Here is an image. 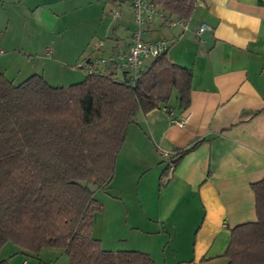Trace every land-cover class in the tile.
<instances>
[{
	"label": "crops",
	"instance_id": "1",
	"mask_svg": "<svg viewBox=\"0 0 264 264\" xmlns=\"http://www.w3.org/2000/svg\"><path fill=\"white\" fill-rule=\"evenodd\" d=\"M114 6L115 0H0V72L13 83L34 73L53 86L81 81L86 73L70 76L64 64L121 54L131 42V9L126 4L112 20ZM183 21L154 14L141 35L166 40L170 61L191 69L190 104L178 110L174 100L138 112L127 125L112 178L98 198L93 193L101 210L91 234L104 250L143 252L153 264H225L230 229L256 221L250 186L264 178V0H196ZM201 24L209 28L196 35ZM98 34L106 41L85 51ZM109 69L115 76L121 70ZM183 116V126L173 123ZM158 148L172 154L171 173ZM127 222L131 232L121 234ZM154 238L161 241L154 245ZM46 251L53 264H69L61 248ZM6 252L0 259L8 264H30V257L51 264L15 245Z\"/></svg>",
	"mask_w": 264,
	"mask_h": 264
},
{
	"label": "trees",
	"instance_id": "2",
	"mask_svg": "<svg viewBox=\"0 0 264 264\" xmlns=\"http://www.w3.org/2000/svg\"><path fill=\"white\" fill-rule=\"evenodd\" d=\"M150 2L167 19L187 20L196 0ZM107 69L67 86H52L37 73L13 83L0 72V250L10 242L24 254L61 248L69 264H153L143 252L100 247L91 229L101 204L76 181L104 190L127 125L138 112L174 100L186 109L192 71L166 52L144 64L135 86L125 70L117 80ZM250 187L256 221L230 229L225 264H264V178Z\"/></svg>",
	"mask_w": 264,
	"mask_h": 264
},
{
	"label": "built area",
	"instance_id": "3",
	"mask_svg": "<svg viewBox=\"0 0 264 264\" xmlns=\"http://www.w3.org/2000/svg\"><path fill=\"white\" fill-rule=\"evenodd\" d=\"M126 4H128L131 9L132 20L135 26L127 50L121 54H113L106 58L83 61L78 63L75 67L83 69L86 74H91L97 72L100 67L104 66L106 68H111L113 65H118L120 69L126 71L127 84L135 86L144 71L145 62L166 52L169 43L163 39L147 41L142 38L141 27L147 20L151 19L154 14H158L162 18L165 17L164 14L159 12L148 0H115V6L110 10V17H119ZM168 21L170 24H180L184 26L183 20L168 19ZM208 28L209 26L206 24H201L196 30V35L201 34ZM102 44V42H99L98 46L100 47ZM120 77L121 76L118 75L114 78L121 80ZM172 121L178 126H183L187 121V116L174 118ZM158 152L168 162L167 171L171 173L173 169V163L171 161L172 154L159 148ZM22 264H27V260H24Z\"/></svg>",
	"mask_w": 264,
	"mask_h": 264
},
{
	"label": "rangeland",
	"instance_id": "4",
	"mask_svg": "<svg viewBox=\"0 0 264 264\" xmlns=\"http://www.w3.org/2000/svg\"><path fill=\"white\" fill-rule=\"evenodd\" d=\"M110 17V16H109ZM111 18V17H110ZM112 19V18H111ZM113 20V19H112ZM105 37L104 36H102L101 34H98V35H96V36H94V38H92V41L89 43V45L86 47V49H85V51H90V50H92L94 47H96V45H98V43H99V41L100 40H103V41H106L105 39H104ZM66 47H57L56 49H58V50H64ZM26 49H28L29 50V48H26ZM33 49V48H32ZM27 50V51H28ZM79 63H81L82 61H78ZM76 64V63H75ZM75 64L73 63V64H64V66H65V68H69L70 69V76H71V74L72 75H76V74H83V72H84V70L83 69H79V68H77V69H73V67L75 66ZM78 64V63H77ZM72 70V71H71ZM58 72V71H57ZM73 72V73H72ZM74 72H76V73H74ZM56 74H60V70H59V72L58 73H56ZM22 75H25V73H23ZM24 77H26V76H21L20 78H17V79H19V80H17V81H22L23 79H24ZM74 79V78H73ZM72 81H77V80H72ZM52 86L53 85H55V84H51ZM173 99V98H172ZM96 192V198H98V196H99V194H100V192H101V189H96L95 190ZM94 193V192H93ZM130 222H127L126 224H125V227H124V230L122 231V233L121 234H125L126 232H131V230L129 229L130 228ZM133 232H135V230H133ZM129 240V239H128ZM153 242H154V245L156 244V243H159L161 240L159 239V238H154L153 240H152ZM13 246L14 245H12V243H10V242H8L7 244H6V246L4 247V249H3V252L0 254V258H2L3 256H5L6 254H7V250L9 249V248H13ZM48 248H52V247H44V248H42L39 252H38V254L40 255L39 256V258L40 259H51V264H53L54 263V261H55V259L56 258H53V255H47L46 254V250H48ZM5 250V251H4ZM17 256H20V255H17ZM46 256H47V258H46ZM21 258L19 257V260H20ZM28 260H29V263L30 264H36V259L34 258V257H30V258H27ZM59 262V264H61V261H58Z\"/></svg>",
	"mask_w": 264,
	"mask_h": 264
},
{
	"label": "water",
	"instance_id": "5",
	"mask_svg": "<svg viewBox=\"0 0 264 264\" xmlns=\"http://www.w3.org/2000/svg\"><path fill=\"white\" fill-rule=\"evenodd\" d=\"M76 183L82 187H86L90 192H94L97 187L95 184H87L85 181H76Z\"/></svg>",
	"mask_w": 264,
	"mask_h": 264
}]
</instances>
